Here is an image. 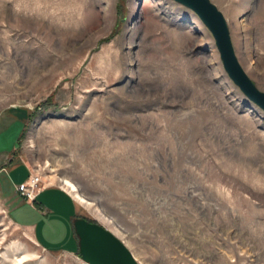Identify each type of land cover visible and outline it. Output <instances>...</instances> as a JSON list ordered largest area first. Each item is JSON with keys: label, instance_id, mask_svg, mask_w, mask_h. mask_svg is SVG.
<instances>
[{"label": "rangeland", "instance_id": "374dc122", "mask_svg": "<svg viewBox=\"0 0 264 264\" xmlns=\"http://www.w3.org/2000/svg\"><path fill=\"white\" fill-rule=\"evenodd\" d=\"M212 1L264 90V0ZM16 108L29 114L19 148L41 187H65L77 216L111 230L140 264H264V110L191 8L0 0V115ZM20 123L0 133V149ZM0 264L88 263L78 249L39 244L0 191Z\"/></svg>", "mask_w": 264, "mask_h": 264}, {"label": "crops", "instance_id": "0c3cea01", "mask_svg": "<svg viewBox=\"0 0 264 264\" xmlns=\"http://www.w3.org/2000/svg\"><path fill=\"white\" fill-rule=\"evenodd\" d=\"M28 117V112L18 108L0 115V133L14 121L22 123L17 142L12 148L0 149L2 202L6 204L11 219L28 228L43 247L76 252L78 236L73 220L80 212L73 195L62 185L47 183L38 190L32 202L15 190V185L24 182L32 171L19 148Z\"/></svg>", "mask_w": 264, "mask_h": 264}, {"label": "water", "instance_id": "95a60500", "mask_svg": "<svg viewBox=\"0 0 264 264\" xmlns=\"http://www.w3.org/2000/svg\"><path fill=\"white\" fill-rule=\"evenodd\" d=\"M194 10L215 38L223 66L240 90L264 110V90L247 74L235 53L223 12L212 0H176ZM73 227L78 251L88 264H140L128 246L111 230L85 216H76Z\"/></svg>", "mask_w": 264, "mask_h": 264}, {"label": "built area", "instance_id": "2783aa9c", "mask_svg": "<svg viewBox=\"0 0 264 264\" xmlns=\"http://www.w3.org/2000/svg\"><path fill=\"white\" fill-rule=\"evenodd\" d=\"M40 187L41 178L39 174L30 173L24 182L15 185V190L24 198L33 202Z\"/></svg>", "mask_w": 264, "mask_h": 264}, {"label": "bare ground", "instance_id": "6f19581e", "mask_svg": "<svg viewBox=\"0 0 264 264\" xmlns=\"http://www.w3.org/2000/svg\"><path fill=\"white\" fill-rule=\"evenodd\" d=\"M62 182H64L66 185H68L72 191L76 192L77 197L79 198L80 202L86 204L87 206H92L94 203L89 200L88 198H86L85 196H83L80 191H79V187L77 184H75L73 181H71L70 179L66 178L65 176L61 178ZM103 218H107L108 222L112 225L116 224V221L111 218L106 216L105 214L101 213Z\"/></svg>", "mask_w": 264, "mask_h": 264}]
</instances>
